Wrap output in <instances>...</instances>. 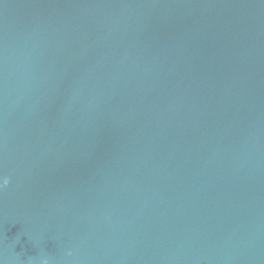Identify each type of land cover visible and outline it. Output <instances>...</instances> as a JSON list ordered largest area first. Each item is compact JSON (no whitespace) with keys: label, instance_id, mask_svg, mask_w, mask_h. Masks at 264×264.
<instances>
[{"label":"water","instance_id":"95a60500","mask_svg":"<svg viewBox=\"0 0 264 264\" xmlns=\"http://www.w3.org/2000/svg\"><path fill=\"white\" fill-rule=\"evenodd\" d=\"M0 264H264V0H0Z\"/></svg>","mask_w":264,"mask_h":264},{"label":"clouds","instance_id":"9594fccd","mask_svg":"<svg viewBox=\"0 0 264 264\" xmlns=\"http://www.w3.org/2000/svg\"><path fill=\"white\" fill-rule=\"evenodd\" d=\"M4 184L6 185L7 184V181H4Z\"/></svg>","mask_w":264,"mask_h":264}]
</instances>
